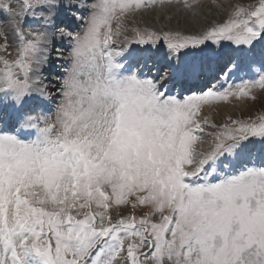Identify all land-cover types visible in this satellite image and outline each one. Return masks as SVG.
Here are the masks:
<instances>
[{
    "label": "snow or ice",
    "instance_id": "obj_1",
    "mask_svg": "<svg viewBox=\"0 0 264 264\" xmlns=\"http://www.w3.org/2000/svg\"><path fill=\"white\" fill-rule=\"evenodd\" d=\"M156 2L21 0L16 11L0 0L11 17L0 27V264H264V115L215 132L199 118L204 103L264 90V0L200 34L126 26ZM81 12L82 33L55 22ZM57 33L73 48L52 117L42 68ZM226 44L237 55L225 76L260 71L218 91L208 83ZM177 83L190 94H173Z\"/></svg>",
    "mask_w": 264,
    "mask_h": 264
},
{
    "label": "rangeland",
    "instance_id": "obj_2",
    "mask_svg": "<svg viewBox=\"0 0 264 264\" xmlns=\"http://www.w3.org/2000/svg\"><path fill=\"white\" fill-rule=\"evenodd\" d=\"M159 1V0H158ZM95 2V0H84V3L86 4H91ZM189 3H193V0H188ZM10 7L16 11H19L20 6H21V0H9ZM257 3V0H195L194 3V8L193 9H186L184 7V0H171V3H165L163 7H161L162 11H165L166 9H169V12L172 13L174 9L180 11V15L182 17L184 14H190V15H195L197 13H204L207 19L209 21L207 24L204 25L201 24L200 20L194 19L190 20L192 21L191 24L188 25L186 24L187 21L185 22H179L180 18L171 16V15H165L167 19H171L173 22L176 21L182 26H176L173 30L170 29L168 30L164 26V19H161L157 24H149L147 22V19H145V16L139 15L140 13L143 12L144 8H141L139 11H136L135 13H128L126 14V17L122 18L124 19V22L126 26L131 29L132 27H139L141 29L147 27L151 28L156 31H179L181 33H184L185 35H193V34H200L207 28L215 25V24H220L225 22V20L229 17V15L232 13L233 9L236 6H243V7H248L250 5H254ZM158 10L156 7L154 11L156 12ZM172 11V12H171ZM149 13V12H148ZM147 13V14H148ZM88 12H81V14L77 13V15H83L85 20H73L75 21L76 27H73L72 33H82L83 29L86 27L85 21L88 16ZM146 14V15H147ZM213 16H216V18H213ZM195 18V17H193ZM11 17L7 14L4 13L2 10H0V27H2ZM179 19V20H178ZM182 19V18H181ZM211 20V22H210ZM162 21V22H161ZM196 21V23H194ZM163 25L164 27H162ZM186 25V26H185ZM197 25V26H196ZM27 27V26H26ZM35 27V25H33ZM59 27V26H58ZM113 27H115V23H113ZM62 28V26H61ZM66 30L65 28H63ZM189 29V30H187ZM193 29V30H190ZM70 31V32H71ZM129 37L132 36L131 31L129 30L126 33ZM63 40L65 41V48L62 46L59 47V45L54 44L53 50L51 51L52 54L54 55V58L52 57L50 61H52V66L53 68H56L57 73H50L48 76V83L50 82L55 84V86H52L49 90L52 92L53 96L55 97L54 100L51 101L50 107L48 108V115H51L52 117L55 116L56 113V106L59 103L61 97L56 94V88L59 87V85L56 83L55 78L57 76H60L61 74H66L68 68L71 66V60H70V53L73 48V41L68 38V37H63ZM122 42V41H118ZM2 43V41H0ZM64 49V52H61V50ZM56 50H59V54L62 55V58L65 62L60 61V59H57L58 52ZM166 51V49H163ZM232 51L231 57L229 59H235L236 58V50L234 46L230 45H225L224 47H218L214 49V55L219 59L222 54H224L227 51ZM8 52L11 54L9 56L10 59L15 57V52H16V44L13 41H10V47L8 49ZM257 52H259V49H257ZM0 55H6L3 51H0ZM218 59L213 60L212 63H215ZM257 59L259 57L257 56ZM231 68V64L227 63V65L224 66V71L221 72L218 70L215 79H212L208 83V87H212L213 85L215 86L216 90L220 91L223 90V88H227L230 84L235 87V85H238L241 83L242 80H252V79H257L258 78V73L260 71L259 64H253L252 66V72L251 74L248 73L247 69L242 68L238 72H234L230 76H225V73L228 72V70ZM57 85V86H56ZM187 84H178L177 88H173V94L180 92L182 96H187L190 93L188 91H184V88H187ZM205 89L203 88H197L193 87L192 91H203ZM252 96L255 97V99H252L249 96H242L240 98L237 97H229L228 100H211L207 103H204L201 106V111H200V117L199 118H204L207 117L210 124H214L217 127L212 128V127H205V132H215L218 130L220 125H223L225 123H229L231 118L232 120H247L249 118L251 119H256L257 117L264 115V90L260 89L259 87L253 88L251 90ZM209 106L213 108L214 111L211 113L205 112V108ZM225 107V111L227 114H223V112H219L218 108L219 107ZM206 144L205 148L207 147V142L211 141V137L205 136L204 137ZM119 211L124 214V215H131L135 214L137 216L143 215L144 212L148 211L147 206H139L136 209H132L130 206H121ZM113 216L116 215V210L113 209L112 211Z\"/></svg>",
    "mask_w": 264,
    "mask_h": 264
},
{
    "label": "bare ground",
    "instance_id": "obj_3",
    "mask_svg": "<svg viewBox=\"0 0 264 264\" xmlns=\"http://www.w3.org/2000/svg\"><path fill=\"white\" fill-rule=\"evenodd\" d=\"M155 7L158 9V10H156V12L154 11ZM161 7H163V6H161L160 3H159V1L157 0V2H156L155 5H152L150 7L144 8L143 12L140 13L139 15H142L143 14L144 17L147 16V17H145V19H147V22L149 24H154V25L157 24V22H159L161 19H164L165 20L164 21L165 22L164 23V26L168 30L170 29V27H172L171 29L173 30L176 26H182V25H180L176 21L173 22L171 19L170 20L167 19V17L165 15H168V14L171 15V16L180 18V20L178 19L180 23L187 21L186 24L188 23V25L192 23V21H189V19L190 20H194V19H197L198 18L201 21L200 23L203 24L204 27L207 24V22L209 21V19H207L208 17H206L204 15V13H197L195 15H190V14H187L186 13L182 17V15H180V11H178L176 9H174L173 12L171 11L172 13H170L169 12V9H166L165 11H162L161 10ZM79 14H81V13H79ZM193 17H195V18H193ZM213 18H216V16H213ZM55 22L59 26V28H61V26H62V28H65L66 29V30H64L65 32H70L71 30H73V27L74 28L76 27L75 21L72 20V21L69 22L68 20L65 19V17L63 15L57 16L55 18ZM210 22H211V20H210ZM194 23H196V21ZM161 26L164 27L163 25H161ZM187 30H189V29H187ZM190 30H193V29H190ZM54 44L59 45V47L62 46L63 48H65V41L63 40V38L58 33H57V35L55 37V43ZM61 52H64V49H62ZM164 52L165 51L163 49H161V51L157 54L160 57V65L162 67H166L167 66V62L163 58V53ZM231 54H232V51L231 50L230 51H227L224 54H222V56L215 63H212V69H213V73L212 74L213 75L216 76L218 70L221 67L224 68V66L227 65V63L229 61V57H231ZM52 57L54 58V55L51 52L47 64H45L43 66V68H42V74H43L44 77L48 76L50 73H55V72L57 73L56 68H53V66L51 64L52 61H50V59ZM60 61L63 62V64H65L63 58L60 59ZM210 80H212V79H210ZM47 83H48V79H45L44 80V84L47 85ZM178 84L179 83H177L174 88H177ZM52 86H55V84H53ZM188 87H189V85H188ZM224 109H225V107H223V106H221V107L218 108L219 112H223V114H227ZM212 111H214L213 108H211L209 106H207L205 108V112H207V113H211Z\"/></svg>",
    "mask_w": 264,
    "mask_h": 264
}]
</instances>
